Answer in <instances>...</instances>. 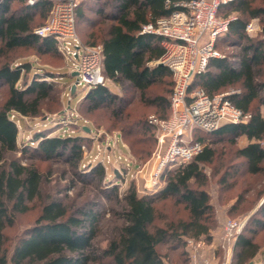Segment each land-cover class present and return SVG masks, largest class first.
Instances as JSON below:
<instances>
[{
	"label": "trees",
	"instance_id": "1",
	"mask_svg": "<svg viewBox=\"0 0 264 264\" xmlns=\"http://www.w3.org/2000/svg\"><path fill=\"white\" fill-rule=\"evenodd\" d=\"M13 1L16 0H0V51L6 58L0 65V82L9 89L0 106V157L19 149V127L12 113L38 116L44 100L54 90V83L43 77L35 76L25 81L24 72L30 71L32 64L28 61L18 65L12 63L11 54L20 47L38 45L39 52L55 51L62 56L54 37L34 33L36 16L46 19L52 2L41 0L30 6L27 0H17L20 6L12 9ZM263 1L231 0L220 7V13L225 10V16L236 18L230 21L228 30L217 40L216 46L225 38L240 47V60L235 66L226 57L212 59L208 70L195 81L210 95L239 89L230 95V99L237 107L251 113V118L246 123L224 124L210 133L216 137L228 136L232 143L245 138L247 142L236 149L235 157L243 158L245 168L251 174L264 173V37L253 38L247 33L246 25L252 19L264 25ZM106 3L113 8L108 11ZM106 3L100 5L99 17L90 22L91 32L85 42L103 45L104 72L108 80L120 85L128 94L137 91L143 104L157 108L162 117H168L173 71L165 65H151L165 52L162 38L140 31L144 24L169 15L174 7H166V0H107ZM79 17L87 21L81 5L77 9V20ZM211 67L217 71H212ZM163 85L164 92L157 96L154 87ZM85 102L91 105L86 112L92 117H96L94 112L99 109H109L111 128L120 129L134 153L143 157L146 147L139 148V144L155 130L144 119V114L129 109L127 97L105 84L90 88ZM200 139L206 142V139ZM35 140L38 142L35 149L48 159L68 149L77 159L83 154L80 134H37ZM214 144L215 141L207 144L190 162L169 169L166 183L157 193L139 196L131 183L123 195L124 225L101 251V256L92 251L99 223L96 211L78 208L76 212H69L61 200H51L43 205L36 223L25 231L9 256L5 246L6 229L15 223V214L27 208L23 204L40 194L42 184V174L37 167L11 160L8 168L0 170V264H91L104 257L108 259L107 264H166L159 246L172 239L174 244H180L183 236L199 238L210 230L213 205L206 188L205 166L217 160ZM93 172L100 179L107 175L106 167L101 163L93 167ZM171 198L185 204L188 219L168 226L159 225L156 223L160 217L158 204ZM258 214L260 216L251 219L253 226L249 227V233H242L237 240L234 264H247L260 250L261 244L256 237L264 230V204Z\"/></svg>",
	"mask_w": 264,
	"mask_h": 264
},
{
	"label": "rangeland",
	"instance_id": "2",
	"mask_svg": "<svg viewBox=\"0 0 264 264\" xmlns=\"http://www.w3.org/2000/svg\"><path fill=\"white\" fill-rule=\"evenodd\" d=\"M106 1H80L79 5L82 6V12L85 13L87 21H82L79 17L77 28L78 34L84 41H88V34L91 32L90 22L99 17V7ZM107 5L108 11L113 8L110 4ZM19 6L20 3L17 0L12 2V9ZM225 14V10L220 13L222 17H227ZM46 19L40 15L36 16L34 29L43 25ZM251 21H254L256 29L247 33L253 38L264 37V25L255 19ZM217 48L230 63L238 65L240 47L230 44L225 38H222L218 42ZM10 57L12 63L17 65L23 61L32 64L31 70L24 72L25 81H30L35 76L43 77L54 83V90L44 100L41 113L38 116H22L16 112L11 115L16 119L19 127V149L4 153L3 157H0V170L8 168L10 161L17 159L23 165L37 167L42 174V184L40 194L23 204L27 208L22 212H17L15 223L6 229L5 246L9 256L12 255L25 231L36 223L43 205L51 200L63 201L69 212H76L78 208L96 211L99 223L92 251L96 256H101V251L107 247L118 229L124 225L123 195L130 184L132 183L136 187L139 196L151 195V192H143V184L151 172L152 154L157 143V130L154 128L155 132L151 133V136H145V142L139 144V148H142V145L146 147L145 154L140 158L134 153L125 134L118 128H111L110 118L112 116L109 109L97 110L94 112L96 117H92L90 112H86L91 106L89 102L84 103L90 88L83 84L77 86L76 78L72 76L74 71L71 61L55 51L39 52L38 45L20 47ZM5 59L0 51V65ZM154 62L151 65H154ZM210 69L217 71L214 67ZM47 71H53L54 74H48ZM195 81L197 80L195 79ZM195 81L191 90L199 88ZM74 84L76 85L75 90H73ZM106 84L112 91L127 97L130 100L129 109L144 114V119H147V122L151 115L162 117L157 108L143 104L140 94L134 89H132L134 92L128 94L127 91H123L120 85L112 83L110 80H107ZM172 89H174V76ZM164 90V85L156 86L153 89L157 96ZM8 94V86L0 82V106ZM171 95L172 92L168 95L169 99ZM262 112L264 113V107H262ZM37 134L47 136L80 134L82 136V157L77 159L68 149L67 152H61L62 154L53 158H45L35 149L38 146V142L35 140ZM195 137L206 139L205 146L215 141L214 147L218 151L216 162L205 166V172L208 175L206 188L213 205L210 230L199 238L183 236L182 243H178L179 245L174 244L175 240L172 239L159 246V251L166 264H192L190 257L193 255V249L188 240L195 238L203 240L205 243L198 251L201 255H198L199 264H203L205 258L210 264H226L228 258L229 264H234L237 240L242 233H249V227L253 226L250 224L252 217L260 216L258 210L264 204V173L251 174L247 172L243 158L235 157L236 149L247 142L245 138L241 137L232 143L228 136L216 137L207 131H198ZM262 145L264 146V141H262ZM97 163L106 167L107 175L103 179L93 172V167ZM115 187L117 188L115 189ZM11 203L9 202L10 205ZM158 207L160 217L156 223L159 225L168 226L169 223L177 224L188 219L185 204L178 202L175 198L160 202ZM229 218L245 220V224L236 242L230 245L228 251L227 248L221 247V242L223 223ZM256 239L261 244L260 250L247 264H264V230L258 233ZM107 263L108 259L104 257L91 264Z\"/></svg>",
	"mask_w": 264,
	"mask_h": 264
},
{
	"label": "built area",
	"instance_id": "3",
	"mask_svg": "<svg viewBox=\"0 0 264 264\" xmlns=\"http://www.w3.org/2000/svg\"><path fill=\"white\" fill-rule=\"evenodd\" d=\"M41 0H27L30 6ZM52 7L46 22L34 29L41 37L56 39L57 50L78 72L77 86L92 88L105 85L108 78L104 72V48L102 44H89L77 31V9L81 0H50ZM231 0H166V7L173 6L169 15L143 25L141 34H154L162 38L164 54L155 64L173 71L174 89L170 98L171 113L168 117L151 115L148 123L157 130V143L152 154L153 164L149 178H145L143 192L160 191L166 183L169 169L190 162L205 148V142L195 137L198 131L212 132L227 123H246L251 113L237 107L230 90L210 95L192 85L205 73L212 59L224 58L217 48V40L228 30L236 16L222 17L220 7ZM254 21L246 25V31H254ZM144 170V169H143ZM142 170V171H143ZM245 220L226 219L223 223L221 247L235 243ZM192 246V264H199V248L203 240L189 239ZM191 252V251H190ZM199 255V256H198ZM203 264H210L205 258ZM226 264H229V258Z\"/></svg>",
	"mask_w": 264,
	"mask_h": 264
},
{
	"label": "water",
	"instance_id": "4",
	"mask_svg": "<svg viewBox=\"0 0 264 264\" xmlns=\"http://www.w3.org/2000/svg\"><path fill=\"white\" fill-rule=\"evenodd\" d=\"M72 76L76 78L78 76V72L77 71L72 72ZM75 88H76V85L74 84L73 90H75Z\"/></svg>",
	"mask_w": 264,
	"mask_h": 264
},
{
	"label": "crops",
	"instance_id": "5",
	"mask_svg": "<svg viewBox=\"0 0 264 264\" xmlns=\"http://www.w3.org/2000/svg\"><path fill=\"white\" fill-rule=\"evenodd\" d=\"M113 83V82H112Z\"/></svg>",
	"mask_w": 264,
	"mask_h": 264
}]
</instances>
